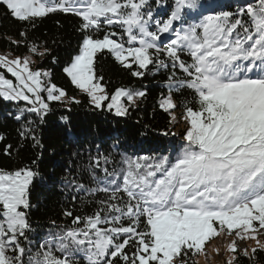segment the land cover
I'll use <instances>...</instances> for the list:
<instances>
[{"label": "snow or ice", "instance_id": "1", "mask_svg": "<svg viewBox=\"0 0 264 264\" xmlns=\"http://www.w3.org/2000/svg\"><path fill=\"white\" fill-rule=\"evenodd\" d=\"M0 3L21 21L59 10L79 16L83 30L123 26L129 45L136 42L138 46L125 47L113 38L115 32L103 38L85 35L79 54L64 69L72 84L86 93L95 107L101 108L108 99L103 78L97 77L94 69L95 56L101 50H108L129 68L133 64L139 69L153 63L163 65L161 55L177 62L189 77L180 83L194 90L198 105L184 110L187 144L174 162L169 163L167 157L153 164L129 161L120 185L100 189L109 194L100 202L107 215L97 210L87 217H75L73 223H83V227L68 229L56 237L63 255H53L49 248L42 256L38 254L35 264H76L79 253L85 254L87 264H116L117 259L123 264H189L190 253L203 251L210 238L224 231L234 233L237 240H255L264 249L258 239L264 236V74L256 78L248 75L258 68L264 72V0L239 9L240 14L250 18V26L240 18L232 19L234 14L225 11L205 17L199 25L175 31V39L163 49L156 41L174 30L186 10L197 7L196 0H175L169 16L155 21L156 31L149 29L153 13L143 11L147 0ZM241 28L243 35L236 34ZM182 51L193 58L191 65L181 60ZM29 64L27 58L9 60L0 56V67L17 82L0 76V96L28 101L33 107L27 111L45 113L48 104L40 96L45 88L41 77L48 73L33 71ZM132 74L142 76L144 72ZM46 90L48 100L59 101L66 95L55 85H48ZM143 95L117 89L107 107L124 116L128 109L121 98L134 104ZM161 107L170 111L177 105L169 96L163 98ZM34 175L31 169L0 170V264H21L25 250L19 237L30 228L27 213L21 209L30 207L28 191ZM123 217L130 218L131 223L121 224ZM141 217L146 224L143 231L139 230ZM104 224L108 227H101ZM237 240L229 243L230 251H236ZM133 244L134 251L129 254L127 249ZM9 251L17 254L9 255ZM244 255H248L247 250Z\"/></svg>", "mask_w": 264, "mask_h": 264}, {"label": "trees", "instance_id": "2", "mask_svg": "<svg viewBox=\"0 0 264 264\" xmlns=\"http://www.w3.org/2000/svg\"><path fill=\"white\" fill-rule=\"evenodd\" d=\"M214 3L217 5L212 10L204 11L208 4ZM255 3L256 0L235 3L231 0H196L197 7L186 10L182 21L176 22L174 27L178 31L199 25L205 17L225 11L234 14L232 19L240 18L250 26V18L240 14L239 9ZM174 5L175 0H147L143 11H151L152 20L162 21L172 12ZM82 23L79 16L59 10L21 21L12 17L6 6L0 3V56L31 53L38 61L35 67L49 71L50 83L67 96V101L48 100L42 91L40 96L48 104L45 113L27 111L32 107L30 104L0 96V170L31 169L35 173L28 191L30 207L21 209L26 211L30 224L25 236L19 237L25 250L21 264H35L38 254L42 256L49 248L53 255L62 256L56 237L68 229L83 227V223H73L75 217H87L97 210L107 215L100 202L107 200L109 194L100 189L120 185L129 161L153 164L167 157L172 163L181 155L187 142L184 137L176 135L172 110L165 111L161 107V98L170 94L177 105L174 110L180 111L181 115L187 106L198 107L194 90L180 83L189 77L177 62L161 55L163 65L153 63L146 69H139L133 64L129 68L119 63L108 50L97 52L94 59L95 74L103 78L101 83L108 99L101 108L92 105L88 95L72 84L64 67L80 51L85 35L98 38L115 32L117 35L113 38L121 41L125 32L120 24L83 30ZM236 34L243 35V29H238ZM166 40L164 34L161 49L168 44ZM180 57L187 65L193 63L187 51H182ZM134 71H142L144 75L134 76ZM119 88L144 93L135 104L127 107L124 116L105 107ZM142 157L147 159L141 160ZM124 200L127 201L126 196ZM66 212L72 215L68 216ZM129 223L130 218H122L121 224ZM145 228L141 217L139 230ZM119 239H123V235ZM127 251L129 254L134 251V244ZM244 252L235 251L232 264H264V249L257 247L255 253L251 250L248 255ZM8 254L17 253L9 251ZM195 256L189 254V264H196ZM75 260L76 264H87L84 253L77 254ZM116 264H123V261L117 259Z\"/></svg>", "mask_w": 264, "mask_h": 264}, {"label": "rangeland", "instance_id": "3", "mask_svg": "<svg viewBox=\"0 0 264 264\" xmlns=\"http://www.w3.org/2000/svg\"><path fill=\"white\" fill-rule=\"evenodd\" d=\"M231 1H233L234 3L237 2V0H231ZM54 2H55V0H54ZM215 5H217V3L208 4L206 6V8L204 9V11L209 10L210 7H214ZM159 11H162V10L159 9ZM160 14L161 15H164L162 12H160ZM155 21H157V19L152 20V22H150V24H149V29L151 31H156ZM152 25H154V27H152ZM150 27H152V28H150ZM175 31H177V30H175V27H174V30L172 32H169V33H166L165 34V37H167V40L166 41L168 43H170V41L172 39H175ZM124 35H125L124 40H121V41L118 40V41L121 42V43H123L125 45V47H128V46H138V44L136 42H133L131 45H129V38H128V36L125 33H124ZM98 38H103V37H98ZM156 43H157V45L160 48L163 45L161 43V40L160 41H156ZM78 54H79V52L77 54H75L74 57L76 55H78ZM2 56L7 57L9 60H14V59H16L18 57L21 60L27 58L30 61L29 67H30L31 70H33V71H37L38 70L41 73H48V75L41 77V81H42V83L45 84V88L40 91V93L42 91H44L45 94H46V96L48 97V92H47L46 89H47V86L48 85H52L50 83V81H49V71L35 67V64L38 63V61H35V59L31 55V53L25 54L23 56L10 55V54H8V55H2ZM73 58H72V60H73ZM72 60L65 67L69 66L71 64ZM65 67H64V69H65ZM64 73H65V71H64ZM261 73H262L261 70L258 68L254 72L248 73V75H251L252 78H256ZM0 76L4 77L5 79L12 80L14 84L17 83L15 77L12 76L11 73L7 72V69L6 68H2V70H0ZM68 78L70 79L69 76H68ZM119 89H125V90H128L129 92H135L134 90L129 89V88H119ZM56 94H58V93H56ZM111 96H110L109 101L105 105V107L107 109H108L107 104L111 102ZM169 96H171V95L170 94H167L163 98H166V97H169ZM163 98H161V100H160L161 103L163 101ZM5 100H7V99H5ZM61 100L67 101V96L65 95L64 97L61 98ZM89 100H90V98H89ZM10 101H13V100H10ZM15 101H19V100H15ZM136 101H137V99L135 100V103H136ZM23 102L28 103V104H30L33 107V105L31 103H29L28 101H23ZM121 103H123L125 107H129V106L133 105L132 103H130V102L127 101L126 97L121 98ZM92 105H94V104H92ZM111 110H112V112L114 114H116L115 108H113ZM171 115H172V119H173V121H174V123L176 125V128L174 130L175 133H176V135L179 136V137L180 136L184 137V134H185L186 129L188 127L185 119L183 118L184 115H181V112L180 111H177V110H174V109H172ZM258 239L260 240V243L261 244H264V236H258ZM233 240H237V238L235 237L234 233L233 234H228L227 231L221 232L219 235H217V236H215L213 238H210V240L208 242H206L203 251H201L199 253H196L195 263L196 264H228V262L230 260H232L233 257H235V252L230 251L229 248H228L229 243L231 241H233ZM257 247H258V245H257V243H256L255 240H252V239L237 240V249H236V251L237 250H239V251H245V250H247L248 252H250L253 248H257Z\"/></svg>", "mask_w": 264, "mask_h": 264}, {"label": "bare ground", "instance_id": "4", "mask_svg": "<svg viewBox=\"0 0 264 264\" xmlns=\"http://www.w3.org/2000/svg\"><path fill=\"white\" fill-rule=\"evenodd\" d=\"M240 246H241V245H240ZM244 247H245V246H244ZM244 247H243V248H244Z\"/></svg>", "mask_w": 264, "mask_h": 264}]
</instances>
